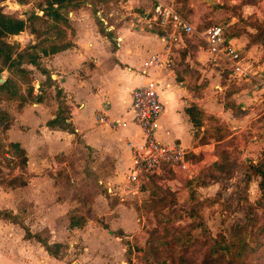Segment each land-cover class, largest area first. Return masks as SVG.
Returning a JSON list of instances; mask_svg holds the SVG:
<instances>
[{
	"label": "rangeland",
	"instance_id": "obj_1",
	"mask_svg": "<svg viewBox=\"0 0 264 264\" xmlns=\"http://www.w3.org/2000/svg\"><path fill=\"white\" fill-rule=\"evenodd\" d=\"M88 2L94 10L102 13V17L111 10L124 11L129 4L128 0ZM42 3V0H4L0 6L6 13L26 18ZM168 3L195 26L200 40L207 28L219 24L226 38L238 44L245 63L254 69L258 66L264 68V0H171ZM38 13L40 19L30 21L31 28L28 29H39V38L46 39L47 43H52L56 35L61 42L62 38L54 27L42 13ZM194 38L197 40L191 37ZM8 41L13 42L14 39L11 37ZM29 52L36 55L34 49ZM215 63L207 55L203 68H207L209 76L195 84L200 87L199 94L188 99V104L196 102L200 105L197 106L200 124L192 129L194 146H199V149L192 152L191 158L200 164L194 179L187 180L168 173L158 177L161 182L151 179L134 192L132 184L126 181L125 173L117 175L114 172L117 178L113 179L114 184H105V180L110 181L112 176L90 174L97 162L91 154L86 164V150L82 152L73 146L67 153L47 155V159L52 161L45 160L41 166L43 172L50 173L62 185L73 186L75 195L80 185L86 187V191H81L80 204L72 211L74 215H86L87 222L86 231L79 236V241L73 242V248L69 242L51 248L56 250L53 254L58 256L59 262L40 250L39 264H62L61 261L77 264V254L83 251H86L87 259L82 264H100L98 259L91 258L99 249L90 241L98 236L99 229H109L110 225L114 230L109 229V233L118 236L125 249L124 255L117 259L107 256L114 264H264V203H260L259 177L251 176L247 183L243 180L244 168L251 162H257L264 151V94L251 84V90L248 89V80L228 79L227 64L222 61H218V65ZM2 64L0 59V70ZM0 74L3 79H11L9 90H0L2 107L10 104V97L13 100L18 97L19 91L23 90L31 97L36 88L32 82L36 80L35 75L7 70ZM40 90L42 96H46L47 89L41 87ZM7 147L0 132V206L5 205L7 196L4 194L23 183L21 172L26 170L21 155L15 154L10 158L9 152L5 154ZM98 164L101 165L100 160ZM108 186L112 187L111 191ZM218 191L220 195L213 204L202 203L204 199H215ZM97 193L106 197L110 207L121 202L124 207L122 217L116 213L113 217L105 216L103 211L106 208L103 209L98 200L90 214ZM26 210L18 204L16 219L19 220ZM40 228L36 236L27 239L35 242L48 240L46 226L41 225ZM228 241L239 245L237 255L230 247L227 248ZM18 242L12 241L13 244ZM22 242L26 244L25 240ZM120 246L118 244L116 249H111L112 253H119ZM27 259V264L35 262L30 257Z\"/></svg>",
	"mask_w": 264,
	"mask_h": 264
},
{
	"label": "crops",
	"instance_id": "obj_2",
	"mask_svg": "<svg viewBox=\"0 0 264 264\" xmlns=\"http://www.w3.org/2000/svg\"><path fill=\"white\" fill-rule=\"evenodd\" d=\"M158 1L168 3L171 0H128L126 10H111L106 17H102V13L94 10L88 0H73L66 10H62L63 20L57 21L44 15L43 10L38 7L33 12L37 15L38 12L42 13L62 38L61 42L56 35L52 43H47L46 39L39 38V29L34 31L28 28L6 39H14L10 43L16 45L17 51L23 50L27 45H35L33 49L36 51L38 64L27 61L21 64L23 73L36 76V80H32L36 88L30 94L31 97L21 90L18 97L8 100L10 104L6 108L0 104L1 109L11 117L10 125L1 135L7 144L16 143L26 157V170L21 172L25 181L4 194L7 199L0 209L13 210L14 214L18 211V204L27 209L18 222L0 217V264H27V257L35 260L32 264H39L40 250L56 261L58 256L48 252L40 241L27 239L36 236L41 231V225L46 226L48 244L69 242L73 248V242L79 241V236H83L86 231L87 216L82 213L74 215L72 210L80 204L81 191H86V187L80 185L75 195L76 189L73 186L62 185L50 173L43 172L41 166L48 154L67 153L75 146L82 152L88 151L86 164L91 159V154L95 157L97 163L90 174L112 176L110 181L105 180V184H114L112 181L117 179L114 172L117 175L125 173L126 178L131 166L132 147L141 140L139 128L131 122V92L148 79L158 80L157 89L163 103V111L158 118L157 139L162 143L179 144L189 151L190 157L192 152L199 149V146H194V127L186 108L191 105L188 104V99L199 94L200 87L195 84H199L204 76H209L207 68H203L207 62V45L202 38L200 40L197 37V31L193 34L181 33L180 41L174 46L169 67L160 70L152 66L144 67V61L151 54L163 52L161 29L155 25L134 27L133 19L135 14L149 13ZM3 3L4 0L0 5ZM168 4L180 13L173 4ZM87 6L93 10L90 11ZM193 36L201 43L195 38L191 39ZM228 40L239 49L236 42ZM63 43L67 44L60 50L50 52L48 49L49 46ZM43 44H46L47 52L39 49ZM2 65L1 72H14ZM249 84L246 82L251 90ZM41 87L47 89L44 97ZM252 92L257 93L255 90ZM193 105L200 106L196 102ZM99 114L106 115L109 121H127V124L113 128L108 124H99ZM51 121H54L53 124ZM99 160L101 165L98 164ZM49 161L52 159H47ZM199 165L196 162V167L187 174L166 169L163 174L151 176L147 182L137 185V188L139 190L151 179L161 182L158 177H164L168 173L192 180L199 173ZM111 188L108 186L109 191ZM134 189L132 191L135 192ZM98 194L100 193L92 201L90 214L98 200L102 208H106L103 211L105 216L113 217L116 213V216L122 217L124 207L121 202L110 207L106 197ZM71 217H83L84 222L79 226L72 225ZM109 227L114 230L113 226ZM26 228L31 235H26ZM109 229H99L98 236L90 241L99 249L91 258L98 259L100 264H114L108 255H112L114 259L124 255L122 240L118 236H112ZM123 231L126 232L124 229ZM15 240L19 241L18 244L12 243ZM118 244H121L119 253H112L111 249H116ZM77 256V264H82L87 259L86 251L78 252ZM61 263L66 264L64 261Z\"/></svg>",
	"mask_w": 264,
	"mask_h": 264
},
{
	"label": "built area",
	"instance_id": "obj_3",
	"mask_svg": "<svg viewBox=\"0 0 264 264\" xmlns=\"http://www.w3.org/2000/svg\"><path fill=\"white\" fill-rule=\"evenodd\" d=\"M153 25L161 29L160 38L164 49L161 53L151 54L143 66L160 70L170 66L173 49L180 41L181 33L193 34L196 29L172 5L160 1L154 4L149 13L134 15V27ZM201 38L207 45L209 58L217 65L218 61L227 64L228 79L248 80L255 90L264 94V68L254 69L245 63L240 50L225 37L221 25L207 28ZM157 87L158 80L150 78L131 92V122L139 128L141 140L132 147L131 166L126 179L135 185V192L138 191L137 185L147 182L153 175L163 174L166 169L187 174L196 167V162L192 160L187 149L177 143H162L156 137L158 118L163 111ZM97 122L108 124L112 128L127 124V121H109L104 114L97 116Z\"/></svg>",
	"mask_w": 264,
	"mask_h": 264
},
{
	"label": "trees",
	"instance_id": "obj_4",
	"mask_svg": "<svg viewBox=\"0 0 264 264\" xmlns=\"http://www.w3.org/2000/svg\"><path fill=\"white\" fill-rule=\"evenodd\" d=\"M3 0H0V2ZM43 3L41 5V9L43 10V14L47 16H51L54 21L57 20H63L61 12L62 10H66L68 6H70V3H72V0H42ZM39 18L37 14H35L33 11L30 12V14L26 18L18 17L12 13H6L3 11V8L0 6V59L2 60V63L6 65V67L16 73L22 74L24 72V69L21 67L22 62H31L33 64H38L36 61V55L33 53H30L29 51H32L33 48H35V45H28L21 51H17L16 45L14 43L8 42L6 39L10 37L11 35L19 34L25 28H31L30 21L35 20ZM36 31L35 29H32ZM37 34L40 35V32H37ZM225 34V33H224ZM226 37V36H225ZM67 43H63L59 46H49L48 49L50 52H55L57 50H60L61 48L65 47ZM41 50L43 52H47L46 44H43L41 46ZM1 72V70H0ZM11 84V79L9 80L6 78L3 82L0 83V90L5 89L9 90V85ZM16 96V95H14ZM13 97H10L11 99ZM186 112L189 115V118L192 122L193 127L198 128L200 124V118L199 113L200 109L196 105H190L186 108ZM11 117L10 115L3 109L0 108V132H4L5 129L10 125ZM54 121H51L53 124ZM9 152V153H8ZM5 153H8L10 158L14 156L15 154L22 156V162H26V157L24 154V151L18 147L16 143H9L8 147L5 151ZM232 175V174H230ZM229 175V176H230ZM258 176V187L260 190V203H264V151L261 153V157L258 159L257 162H251L249 165H247L244 168V182H248L251 176ZM228 176V177H229ZM220 195V192L217 193L215 199H204L202 201L203 204H213L217 197ZM238 199L240 200V195L238 196ZM0 217L9 219L13 222H18V219H16V215L8 209H0ZM70 223L72 225H81L84 222L83 217H78V219H75L74 217L70 218ZM26 235H31L28 229L26 228ZM45 248L48 250V252L53 254V251H56L52 247H58V243L48 244L45 240H39ZM227 248H231L232 252L237 255V248L238 246H235V243L232 241L227 242ZM258 247V244L255 245ZM55 255V254H54Z\"/></svg>",
	"mask_w": 264,
	"mask_h": 264
},
{
	"label": "water",
	"instance_id": "obj_5",
	"mask_svg": "<svg viewBox=\"0 0 264 264\" xmlns=\"http://www.w3.org/2000/svg\"><path fill=\"white\" fill-rule=\"evenodd\" d=\"M4 79L2 78L1 74H0V83L3 82Z\"/></svg>",
	"mask_w": 264,
	"mask_h": 264
}]
</instances>
